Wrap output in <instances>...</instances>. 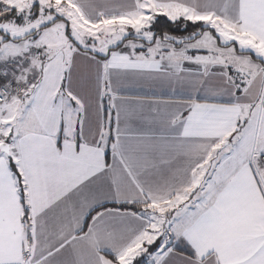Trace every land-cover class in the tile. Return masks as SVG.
<instances>
[{"label":"snow or ice","instance_id":"obj_1","mask_svg":"<svg viewBox=\"0 0 264 264\" xmlns=\"http://www.w3.org/2000/svg\"><path fill=\"white\" fill-rule=\"evenodd\" d=\"M0 264H264V0H0Z\"/></svg>","mask_w":264,"mask_h":264}]
</instances>
